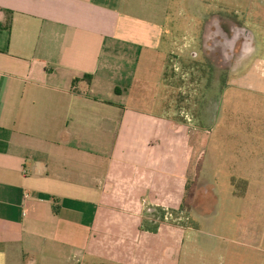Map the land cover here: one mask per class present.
I'll use <instances>...</instances> for the list:
<instances>
[{"label":"crops","instance_id":"0c3cea01","mask_svg":"<svg viewBox=\"0 0 264 264\" xmlns=\"http://www.w3.org/2000/svg\"><path fill=\"white\" fill-rule=\"evenodd\" d=\"M171 2L0 0V264L85 263L112 177L178 173L185 123L138 107L167 102Z\"/></svg>","mask_w":264,"mask_h":264},{"label":"rangeland","instance_id":"374dc122","mask_svg":"<svg viewBox=\"0 0 264 264\" xmlns=\"http://www.w3.org/2000/svg\"><path fill=\"white\" fill-rule=\"evenodd\" d=\"M170 1L159 51L167 102L138 107L171 109L185 123L178 173L124 169L112 177L108 216L98 219L82 264H264V77L258 83L247 61L228 78L213 55L219 24L233 31L251 22L261 50L264 0ZM157 66L145 58L135 82L155 86L159 77L145 72Z\"/></svg>","mask_w":264,"mask_h":264},{"label":"flooded vegetation","instance_id":"af4514ba","mask_svg":"<svg viewBox=\"0 0 264 264\" xmlns=\"http://www.w3.org/2000/svg\"><path fill=\"white\" fill-rule=\"evenodd\" d=\"M236 19V18H235ZM234 19V20H235ZM251 24V22H250ZM245 24V26L251 27L250 29L246 28L242 25H235L236 29L230 31L229 29L224 30L222 26L219 24L216 33V41L218 42L217 50L213 53L214 58H219L220 60L223 59L227 65V74L228 78L234 77L236 75V71L238 67L243 64H247L246 62H250L247 66L250 67V71L255 75L258 70V66L264 63V44L263 47H259L261 50L256 49L255 46V36L256 33L259 34L260 30L254 29L251 24ZM212 28L213 24H211ZM221 27V28H220ZM241 30V32L239 31ZM256 30V33H255ZM264 30V28H263ZM214 31V30H212ZM227 36L228 32L232 35L230 36L231 42L223 43L221 41V34L222 33ZM215 33V32H214ZM242 35V36H241ZM219 65V63H218ZM264 69V67H263ZM219 76V75H218ZM220 76L217 77V81H219Z\"/></svg>","mask_w":264,"mask_h":264},{"label":"built area","instance_id":"2783aa9c","mask_svg":"<svg viewBox=\"0 0 264 264\" xmlns=\"http://www.w3.org/2000/svg\"><path fill=\"white\" fill-rule=\"evenodd\" d=\"M139 206H145V201L144 200H142V202H141V204H138ZM140 210V209H139Z\"/></svg>","mask_w":264,"mask_h":264},{"label":"trees","instance_id":"16d2710c","mask_svg":"<svg viewBox=\"0 0 264 264\" xmlns=\"http://www.w3.org/2000/svg\"><path fill=\"white\" fill-rule=\"evenodd\" d=\"M74 83H75V81H74Z\"/></svg>","mask_w":264,"mask_h":264}]
</instances>
